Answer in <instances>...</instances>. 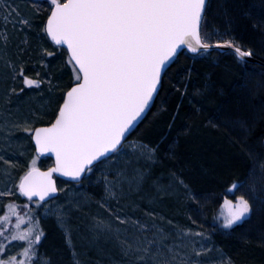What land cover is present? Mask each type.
<instances>
[{"label":"trees","instance_id":"1","mask_svg":"<svg viewBox=\"0 0 264 264\" xmlns=\"http://www.w3.org/2000/svg\"><path fill=\"white\" fill-rule=\"evenodd\" d=\"M45 11L42 19L35 21L39 30L11 31V42L0 48L10 78L13 68L23 65L28 75L34 68L46 83L51 80V85H44L41 98L49 103V109L42 112L43 121L37 127L51 122L71 81L65 63L67 52L52 46L40 34L48 9ZM202 28L210 34L213 45L216 40L231 39L242 49H251L259 63H244L232 52L197 56L183 52L172 65L170 77L148 117L128 139L154 147L155 154L146 163L126 159L129 165L122 178L125 181L117 182L116 197L104 196L100 189L103 195H96V190L102 188L92 187L99 166L79 184L58 181L71 186L74 194L69 197L60 193L53 201L62 210L58 215L46 218L43 213L47 205L36 201L30 208L20 209V216L26 217L22 229L34 224L43 229L39 255L44 254L50 264H73L70 240L84 247L77 252L97 254L98 245L93 250L86 247L87 243L93 245L94 233L90 229L97 218L105 220L103 214L110 205L138 218L161 219L163 236L173 232L174 227L186 230L197 222L213 237L218 252L226 254L233 264H264V209L258 206V200L254 214L242 226L234 230L219 226L220 213L227 211L224 196L234 200L247 193L249 187L258 193L262 182L259 164L264 160V0H209ZM184 85L187 92L183 91ZM40 161L43 170L54 167L50 158ZM232 183L246 186L230 192ZM189 189L199 194L197 200L187 195ZM9 234L0 237V244L10 239H5Z\"/></svg>","mask_w":264,"mask_h":264},{"label":"snow or ice","instance_id":"2","mask_svg":"<svg viewBox=\"0 0 264 264\" xmlns=\"http://www.w3.org/2000/svg\"><path fill=\"white\" fill-rule=\"evenodd\" d=\"M8 0L0 5V10ZM34 3L48 9L43 31L47 37L67 52V65L71 68V81L64 89L61 102L53 113L52 120L46 125L31 127L25 120V132L31 133L37 155L31 159V166L19 183V191L31 201H44L46 197L59 191L53 173L71 177L82 182L86 173L104 165L121 153L126 147H132L140 153L155 154L154 147L143 142L129 144L128 137L137 121L163 90L170 69L182 55V48L194 54L204 55L212 48L210 34L202 28L206 16L207 0H33ZM15 8H8L3 19L8 20ZM22 23L28 20L22 18ZM217 47L230 45L240 61L251 57V49H242L231 39L216 40ZM66 46V48H64ZM45 51H47L45 49ZM52 56V52H47ZM13 79L20 77L29 88H40L44 79H35L27 74L23 65L17 71L13 68ZM40 73L37 71L36 76ZM51 85V80H48ZM16 92V88L11 89ZM19 91L23 92L21 88ZM187 92V85L183 86ZM244 126V122H239ZM18 126V125H13ZM44 153L55 154V166L42 171L37 167L39 156ZM0 159H3L0 156ZM11 163V161H8ZM262 182L257 193L249 187L247 193H241L235 199L224 196L226 212L220 213V227L234 230L242 226L254 214V203L264 209V160L259 164ZM184 184L183 180H180ZM246 185L232 183L228 191L238 192ZM185 188L188 185L184 184ZM110 194L111 190L109 189ZM187 195L197 200L199 194L188 190ZM11 214L17 217L12 240L26 243L22 245L24 259L15 255L7 259L0 258V264H40L39 242L44 231L38 224L23 228L25 218L10 204ZM111 211V209H109ZM27 219L33 223L31 217ZM117 220L123 218L116 216ZM11 224L8 215L0 217V236L4 235L2 223ZM139 223V221H137ZM142 228L147 225H141ZM185 231V230H181ZM193 233L192 229L186 230ZM194 235L203 238L205 233ZM5 236V239H8ZM164 237L152 239L144 245L139 241L135 251L151 254L153 264H172L175 255L169 259L173 246H164ZM128 249V241H123ZM155 250L153 251V246ZM4 248L0 246V253ZM196 255L210 249L203 243L194 249ZM75 255V251L73 252ZM225 254H221L217 264H233ZM145 259V255L137 257ZM79 264V261L77 262ZM202 264V262H200Z\"/></svg>","mask_w":264,"mask_h":264},{"label":"rangeland","instance_id":"3","mask_svg":"<svg viewBox=\"0 0 264 264\" xmlns=\"http://www.w3.org/2000/svg\"><path fill=\"white\" fill-rule=\"evenodd\" d=\"M3 4L4 0H0V5ZM10 7L18 11H13L11 17L5 20L3 16ZM45 10H47L46 4L41 7L40 4L34 3L33 0H8L7 5L3 7V10H0V48L2 44L11 42V31L17 33H21L26 29L29 31H36L38 27L35 21L39 18L42 19V16L46 12ZM22 18L27 19L29 23H22ZM44 24L45 22L41 26L40 34L48 40V37L43 31ZM2 55L0 56V156H2L3 159H0V217L8 215L11 219V224L6 222L2 223L5 235L15 233L16 231L15 224L17 218L16 220L13 218L15 215L11 214L9 205L11 204L18 212L20 209H28L30 205H32V201L25 199L19 191L20 180L31 166V159L36 156L31 133L24 131V127L26 126L24 121L27 120L30 122L27 126L37 127V125L43 121L42 115L44 113L42 112L49 109V103L41 100L43 97L44 85H47L48 82L46 83L44 80L45 83L42 84L40 88H29L22 83L19 76L13 79L14 72L13 75L11 74L10 78V74H6L7 71L5 70L8 68V63L2 58ZM66 67L71 77V69L67 64ZM18 70L19 69H17V71ZM29 75L35 79L42 78L41 74L39 77L36 76V70L34 68ZM3 83H5L6 86H3ZM12 88H16L17 91L12 92ZM21 88L24 89L23 92L19 91ZM13 125L18 126L14 127ZM134 142L141 141L131 140L129 144ZM40 158L41 157L37 160V167L39 168L42 166ZM126 159H128V161L130 159H135V162L139 161L141 163L150 161L148 154H142L132 147H126L118 156L114 157L113 160L100 166L94 174L93 179H96L92 187L96 190L98 185L102 186V188L99 187L98 190H96L99 192V194L96 193V195L104 194V196L111 195V197H116L114 188L117 182L119 180L122 182L125 181L122 180V178L129 165V162H125L127 161ZM8 161H11V163H8ZM122 163L127 165L123 166ZM121 184L122 183L118 185V188H120ZM59 188L60 193L64 196L67 195L71 197L74 195L72 191L73 188L69 185L59 184ZM109 189L114 195L110 194ZM23 201H27V204ZM44 205H47L43 213L45 217L47 216L49 218L57 214V212L60 213V211H62L53 201L52 203L49 202ZM109 209H111V211ZM105 212L106 213L103 214L105 220H99V218H97V220L92 223V228L90 230L94 233L93 245H88V243L86 245V247H90V250H93L95 246L98 245V248H96L98 253H79L77 250L83 249L84 247L70 240L68 247L71 251H75V255L73 254V264H77L78 261L79 264H153L150 253H137L135 248L139 241H143L144 245H146L147 241L152 239L159 240L161 237H164V246H173L175 249L172 252H169L167 247L164 249L169 259L175 255L176 259L172 261V264H200V262H202V264H217L221 254H224L218 252L213 245V237L205 231L202 226H199L197 222L188 226L187 229H192L193 233H205L203 238L193 233H188L186 231L187 229L181 231L175 227L173 232H170L168 235L163 233V236V230L160 228L162 227L160 223L163 221L157 217L149 216L147 219L138 218L112 205L105 208ZM117 215L123 218V222L122 220L116 219ZM137 221H139V223H137ZM141 225H147V227L142 228ZM125 240L128 241V244L132 245L131 249H128L127 245L123 243ZM14 241L16 240L10 238L5 244H0V246L4 248L3 253H0V258L7 259L8 256L15 255L18 260L24 259L22 255V245L24 244H22V241L17 240V243ZM202 243L204 247L210 249V251L201 253L197 256L194 249H199ZM113 244H115L116 249L112 250L109 247ZM154 250L155 245L153 246V251ZM113 252L116 253L113 254ZM139 255H145V259H138L137 257ZM39 256L40 264H50L49 259H46L44 254ZM228 258L229 257L225 254L224 259L227 260Z\"/></svg>","mask_w":264,"mask_h":264},{"label":"water","instance_id":"4","mask_svg":"<svg viewBox=\"0 0 264 264\" xmlns=\"http://www.w3.org/2000/svg\"><path fill=\"white\" fill-rule=\"evenodd\" d=\"M208 4H209V0H207V3H206V10L207 11V8H208ZM204 21V20H203ZM203 21H202V25H203ZM48 40L50 41V43L52 45H54V42H52L50 40V38L48 37ZM55 46V45H54ZM55 47H59V46H55ZM60 48V47H59ZM64 48H66V46H64ZM62 49V48H61ZM184 51H187L189 54L193 55V56H197L198 54H194L192 53L190 50H188L187 48H182V53ZM214 51H219L221 53H229V52H232L234 53V50L232 49V47L230 45H225V46H222V47H217L216 45H213L212 48H210L209 50H207L205 53H210V52H214ZM237 57V56H236ZM238 58V57H237ZM244 63H251V64H258L259 62L253 57H246L245 58V61H242ZM161 92V91H160ZM159 92V94H160ZM159 97V95H158ZM158 97L154 98V101L153 103L150 105L149 109L145 111V113L142 115V117L137 121L136 123V126L134 128V130L132 131V133L129 135L128 139L130 138V136L141 126V124L145 121V119L148 117L149 113L151 112V110L153 109ZM33 142V145H34V148H35V144H34V140H32ZM35 152H36V148H35ZM36 155H37V152H36ZM115 155V154H113ZM39 157L41 158H50L54 161V166H55V154L54 153H44L42 155H40ZM42 171H47V170H43L41 169ZM87 175V173H86ZM53 179L56 181V186L57 188L59 189L58 192L52 194L51 197H46L44 201H40L39 203H42V204H48L49 202H52L54 200H56L59 195H60V188H59V183L58 181H64V182H68V183H73V184H79L77 182H75L71 177H66V176H63L61 175L60 173H53ZM85 178H82V181L84 180ZM81 183V182H80ZM21 193V192H20ZM21 195L27 199L28 201H30L28 199V197L24 196L23 193H21ZM39 198L38 197H33L31 201H37Z\"/></svg>","mask_w":264,"mask_h":264}]
</instances>
